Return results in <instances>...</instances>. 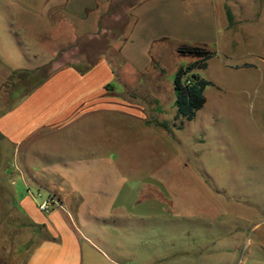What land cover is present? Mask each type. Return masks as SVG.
Segmentation results:
<instances>
[{"label": "rangeland", "instance_id": "obj_1", "mask_svg": "<svg viewBox=\"0 0 264 264\" xmlns=\"http://www.w3.org/2000/svg\"><path fill=\"white\" fill-rule=\"evenodd\" d=\"M211 1L214 33L191 45L213 52L194 71L211 84L192 120L176 118L172 81L195 58L170 51L127 103L111 95L115 108L84 146L57 135L41 151L33 138H0V264H23L48 235L22 213L25 197L47 200L70 228L80 221L119 264H264V0ZM42 3L0 0V116L73 61L65 44L27 30L55 26L26 15ZM33 53L47 64L34 67Z\"/></svg>", "mask_w": 264, "mask_h": 264}, {"label": "crops", "instance_id": "obj_2", "mask_svg": "<svg viewBox=\"0 0 264 264\" xmlns=\"http://www.w3.org/2000/svg\"><path fill=\"white\" fill-rule=\"evenodd\" d=\"M42 1L37 12L26 15L55 26L27 30L36 31V40L47 34L58 45L65 44L73 61L50 72L0 116L1 139L21 145L33 138L41 151L57 135L84 146L90 125L99 121L97 116L115 108L112 94L127 103L123 97L134 92V83L143 75H160L164 53L177 54L178 46L197 45L200 38L214 33L211 0ZM31 57L37 61L34 67L47 64L42 53ZM19 58L31 61L23 54L14 56ZM25 200L29 202L24 206ZM20 204L28 220L48 233L36 240L23 264H119L82 234L80 221L70 228L55 206L47 213L50 217L42 218L39 205L34 207L30 198Z\"/></svg>", "mask_w": 264, "mask_h": 264}, {"label": "trees", "instance_id": "obj_3", "mask_svg": "<svg viewBox=\"0 0 264 264\" xmlns=\"http://www.w3.org/2000/svg\"><path fill=\"white\" fill-rule=\"evenodd\" d=\"M176 52L183 57L195 58L192 64L179 68L172 81L176 118L181 117L190 121L194 118L195 112L203 107L205 87L211 84L194 71L206 69L207 61L211 59L213 52L203 47L191 45H180ZM36 226L42 228L41 225Z\"/></svg>", "mask_w": 264, "mask_h": 264}, {"label": "built area", "instance_id": "obj_4", "mask_svg": "<svg viewBox=\"0 0 264 264\" xmlns=\"http://www.w3.org/2000/svg\"><path fill=\"white\" fill-rule=\"evenodd\" d=\"M38 208L41 212H48V210H50V204L48 202H44L40 204Z\"/></svg>", "mask_w": 264, "mask_h": 264}]
</instances>
